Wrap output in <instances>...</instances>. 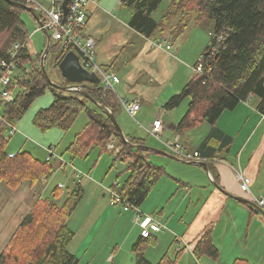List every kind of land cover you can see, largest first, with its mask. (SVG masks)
I'll return each mask as SVG.
<instances>
[{
    "label": "trees",
    "instance_id": "1",
    "mask_svg": "<svg viewBox=\"0 0 264 264\" xmlns=\"http://www.w3.org/2000/svg\"><path fill=\"white\" fill-rule=\"evenodd\" d=\"M12 1L28 6L25 0ZM161 1L120 0L119 4L121 8L131 10L129 28L147 39L157 34H169L171 39L178 40L191 24L213 23L209 32L210 43L201 54L205 73L193 75L162 107L167 112L173 111L189 99L185 114L177 125L170 128L180 134L199 123H207L210 130L197 153L206 161L212 160L215 159L214 141L220 142L219 148L231 143V138L215 126L223 112L234 110L239 103L254 96L258 98L256 111L264 116V0H171L160 21H155L152 14ZM23 12L28 13L6 0H0V62L9 59L15 44H24L29 39L25 23L20 18ZM49 48L48 53L59 54L55 69L60 75L57 62L69 49L65 50L60 43H51ZM213 48L216 52L210 56ZM40 55L33 58L27 48L20 53L21 64L17 71L21 70L22 75L14 76L8 87L14 92L13 100L6 102L0 99V182L15 189L24 181L35 184L53 177L55 171L51 160L41 161L26 151H19L10 158L6 151L10 127H16L31 105L49 91L53 102L33 115V126L40 132L57 128L65 133L79 114L85 112L87 123L66 152L73 158H86L95 148L107 151L106 146L112 140L119 152L116 155L110 153L113 157L111 166L118 161L123 163L126 178L121 183L115 180L110 190L120 197L123 204L139 211L165 170L150 161V151L131 147L145 146L143 139L124 135L126 143L114 128L107 112L116 118L124 110L115 91L90 83L81 85L84 92L59 90L51 86L43 75ZM25 65L30 67L28 74L23 71ZM55 84L65 88L72 85L64 79L62 83ZM73 179L75 185L72 190H67L62 203H58L62 189L58 187L50 197L39 196L36 199L0 253V264H78V258L69 251L74 232L68 221L82 200L84 190L79 182L81 178ZM153 233L148 237L140 235L133 244L134 264H153L143 255V250L156 238ZM178 254V251L174 257L165 254L154 264H177ZM193 254L197 260L202 257L217 260L218 251L209 229L201 235ZM232 264L249 263L237 259Z\"/></svg>",
    "mask_w": 264,
    "mask_h": 264
},
{
    "label": "crops",
    "instance_id": "2",
    "mask_svg": "<svg viewBox=\"0 0 264 264\" xmlns=\"http://www.w3.org/2000/svg\"><path fill=\"white\" fill-rule=\"evenodd\" d=\"M119 1L96 0L89 3L83 34L96 42V63L108 70L107 73L118 77L119 84H114L113 90L120 100L139 103L137 114L141 104L149 100L159 101L163 107L192 75L187 76L182 68L174 67L175 56L164 47L152 46L162 35L147 39L129 28L131 14L126 16ZM32 19L35 32L39 24ZM176 52L178 55L184 52L181 43ZM160 54L167 58L160 61ZM28 67H23L25 73L29 72ZM180 70L182 76L179 75ZM18 74L22 75V71H16L14 76ZM165 75L171 76L161 82ZM177 75L180 81L178 79L176 84H172L173 77ZM180 83L181 86H176ZM168 86H171V91L166 94ZM48 94L34 108L27 123L22 119L17 122L13 134L16 137L18 133L19 142L26 140V134L40 139L46 152L52 145L63 141L61 130L53 128L43 134L32 124L33 115L53 102L51 93ZM251 99L239 103L232 111L223 112L216 121L215 126L231 138V143L219 148L220 142L214 141L215 159L205 161L207 170L171 155L161 142L162 151L175 158L151 152L158 156L153 163L165 170L138 208L163 225L161 231L153 233L156 237L154 242L143 250V255L151 263L159 262L165 254L174 257L178 251L177 264H232L237 259L249 264H264V215L252 206L253 199L264 198V119L256 111L258 100L254 102ZM162 111L163 114L167 112ZM179 121L173 119L162 123V139ZM148 129L145 130L147 134ZM209 130L210 126L202 122L183 133H171L173 139L180 137L186 153H193L197 152ZM51 165L54 174H64L65 167H61L57 160L51 161ZM237 172L250 179L249 192L240 189ZM72 176L74 178L73 173ZM82 181L79 182L84 190L83 198L69 218L68 225L75 214L85 209L87 213L84 221L80 220L76 228H70L74 238L69 251L78 258V264H134L132 246L140 238V228L134 221L133 210L125 211L121 205L110 204L108 190L115 181L110 186L104 185L101 191L98 186L84 185ZM45 183L24 181L11 189L5 182H0V253L40 196ZM87 195L91 202L88 209L82 207ZM206 229L210 230L213 245L218 251L217 260L207 257L197 260L193 256L194 246Z\"/></svg>",
    "mask_w": 264,
    "mask_h": 264
},
{
    "label": "rangeland",
    "instance_id": "3",
    "mask_svg": "<svg viewBox=\"0 0 264 264\" xmlns=\"http://www.w3.org/2000/svg\"><path fill=\"white\" fill-rule=\"evenodd\" d=\"M40 4H42L44 7H47L48 4L45 0H36ZM171 0H162L158 8L155 12L152 14V18L155 21H160V17L165 13L167 10ZM124 11L126 16H129L131 14V10L125 9ZM21 20L23 23H25L26 30L29 35L28 39V50L31 53L33 58H36L37 55H40V61L42 59L43 54L46 50V37L43 34L42 31L34 30L36 29V26L34 25V21L32 17L26 13L23 12L20 15ZM38 28V26H37ZM213 23L211 21H204L200 25H194L191 24L186 28V30L183 32L182 36L177 40L171 39L169 34L161 37L166 39L167 44L171 47L169 51L170 54H173L175 56L174 64L172 62L169 64L171 67H168V69H172V65L175 67H180L183 69L184 73L187 76H193L192 67L197 62V59H199L200 55L203 53L204 49L208 46L210 43V37L209 32L212 31ZM156 39V37L154 38ZM159 39V40H160ZM181 43V46L184 47V52H182V55H178L176 52V49L178 45ZM58 53H53L47 51V53L44 56V68L45 71L50 78V80L53 83H56V81L60 84L63 82V79L61 78V75H59L58 71L55 69L56 60L58 58ZM167 58L166 56H162L160 54L159 60ZM172 64V65H171ZM142 65V63H141ZM28 71L30 72V67H28ZM129 69V68H128ZM27 72L26 74H28ZM179 75H181V70L179 71ZM169 76H166V78L162 79L161 82H164L165 80H168ZM190 78V77H189ZM179 79V76L173 77L172 84H176ZM181 79V78H180ZM179 79V81H180ZM171 84V85H172ZM170 85V84H169ZM181 86V83L176 85ZM184 86V85H183ZM182 88V87H180ZM180 88L177 89V93L180 92ZM171 86H168L167 92L171 91ZM16 93V91H15ZM49 91H46L45 94L38 98L28 109L26 114L21 118L23 120V123H27L29 120V115L32 114L34 108L37 106V104L42 101V99H45L47 95H49ZM14 96V92L12 93ZM176 94V93H175ZM252 101H257L258 98L252 97ZM189 99L184 100L176 109L173 111L166 112V114H163L162 112V105H160L159 101H153L149 100L141 104V110L140 112L135 116V118H131L124 110H122L116 117L117 124L120 125L121 130L124 135L133 136L136 138H141L145 141V146L147 148H154V149H160L162 150L161 143L157 141L154 137L150 136L146 133V129L149 128L150 124L155 120L156 118H160L162 122H170L173 119L180 120L182 116L185 114L187 106H188ZM45 106V105H44ZM43 106V107H44ZM85 112H81L75 122L73 123L72 127L67 130V132L62 134L63 141L61 143H58V145H52L53 154L55 156V159H60V162L65 164V172L62 174L61 172L55 173L53 177L48 180L45 184H43V188L41 191L40 196L42 197H50L51 193L54 191V189L57 187L58 184H61L63 186L62 189H60L61 195L58 199V203H62V201L65 198L67 190H72L75 181L73 179L72 173L74 172L73 169L76 171H79L83 174H87L81 179L82 182L94 186H98V189L101 191L103 190L104 185L108 184L109 186L115 181L118 180L119 183L122 182L126 178V173L124 172V164L120 161L116 162L113 166V157L110 155L109 151L101 152L97 148L91 150L86 158H73L71 157L67 152V147L70 145L74 137L81 132L86 123H87V116L84 114ZM167 113L169 115H167ZM35 128V127H34ZM36 129V128H35ZM57 129V128H56ZM38 130V129H37ZM39 131V130H38ZM172 130L169 132L167 131L166 134L163 135V141L172 143L173 142V135L171 133ZM40 132V131H39ZM47 132V131H46ZM44 132V133H46ZM43 133V132H41ZM43 133V134H44ZM26 140L22 139L17 141L18 133L16 134V137L8 136L9 141L8 145L6 147V151L10 154L15 155L19 152V148H21V151H26L30 153V155L33 158L39 159L41 161H46L48 154L42 147V142L40 139L25 135ZM24 136V137H25ZM28 136V137H27ZM23 143V146H22ZM42 143V144H41ZM22 146V147H21ZM45 151V152H44ZM151 161L154 162L155 159L158 158L155 154H151ZM51 160V161H53ZM62 170V169H61ZM85 204L82 207H85L88 209L89 205H91L88 200V195L85 198ZM88 201V202H87ZM89 204V205H88ZM120 205V204H116ZM120 207V206H119ZM86 209L84 211L79 212V214H75L74 217L71 219L72 222H69L70 228H76L78 222L84 221Z\"/></svg>",
    "mask_w": 264,
    "mask_h": 264
},
{
    "label": "built area",
    "instance_id": "4",
    "mask_svg": "<svg viewBox=\"0 0 264 264\" xmlns=\"http://www.w3.org/2000/svg\"><path fill=\"white\" fill-rule=\"evenodd\" d=\"M29 7H32L39 16L38 31H42L49 37V46L51 43H60L65 50L73 51L79 57L81 66L91 73H95L100 79V84L104 89H113L114 84H119L118 77L106 73L95 61V47L96 42L83 34V29L86 25L87 12L86 7L89 3H95L96 0H45L48 4L44 7L36 0H25ZM210 36V34H209ZM220 40V38H219ZM28 46V41L24 44H15L9 54V59L0 62V99L3 101H12L13 94L8 89L11 81L14 78L15 72L21 64L20 53L24 51ZM153 47L166 50H170V46L167 44L166 39L162 38L157 42H153ZM216 48H213L209 55H214ZM194 75H203L205 73L204 57L200 55L196 64L192 67ZM71 91H83L81 88L69 87ZM120 104L125 112L134 118L139 111L140 105L137 102H129L120 100ZM264 119V116H262ZM160 118L155 119L150 128L147 130L150 136L154 137L157 141L161 142L165 148L171 153V155L191 163H201L206 160L201 158L197 152L186 153L180 142V137L175 136L172 143H168L162 140L163 124ZM16 131V127L12 126L9 130V135L12 136ZM107 151L116 155L119 149L114 146L112 140L106 146ZM47 161L55 159L52 148L47 150ZM13 154H8V157H13ZM60 166L64 165L58 159ZM61 168V167H60ZM74 178L77 180L85 175L79 171L73 169ZM237 181L239 182L240 189L243 192H249L250 179L243 176L239 172L236 173ZM58 188H63L61 184L57 185ZM110 196V204H122L123 209L135 211V223L140 228V235L142 237H148L151 232H159L163 229L157 220L151 216H146L137 209L131 208L129 205L123 204L120 197L108 190ZM256 207L264 213V198H255L252 201Z\"/></svg>",
    "mask_w": 264,
    "mask_h": 264
},
{
    "label": "water",
    "instance_id": "5",
    "mask_svg": "<svg viewBox=\"0 0 264 264\" xmlns=\"http://www.w3.org/2000/svg\"><path fill=\"white\" fill-rule=\"evenodd\" d=\"M6 1L8 3H10L11 5L21 7L22 10H25L28 13H30L32 15V17L36 20V22L40 23L39 22V16L32 7H29V6L24 5V4L22 5L21 3H18V2L12 1V0H6ZM45 36H46L47 46H46L45 53L43 54L42 59H41V70H42V73L45 76L47 82L51 86H53L59 90L65 91V90H69V87L81 88V85L83 83H90L91 85H99L100 84V79L98 78V76L93 72L91 73L90 71L85 70L81 66L80 62L78 61L79 57L73 51H68L67 53H65L63 56H61V58L57 62V66H58L61 77L64 80H66L67 82L71 83L72 85H69L68 87L65 88V87H62L60 85L53 83L50 80V78L48 77V75L45 71V68H44V63H43L44 56L47 53L48 49H50L49 48V37L47 34H45ZM82 92H84V91H82ZM85 96L88 98L87 95H85ZM107 115H108L110 121L112 122L114 128L120 134V137H122L121 139H123L127 143V140L125 139V136L121 130V127H119L120 125L117 124V121H116V118L114 117V115L110 112H107ZM131 147L144 149L146 151L154 152V153L166 156V157L175 158L173 156H170L168 153H166L162 150H157V149L149 148V147L147 148V146H133V145H131ZM195 164L200 165L205 170H207V166H206L205 162L195 163ZM238 199L242 200L241 198H238ZM242 202H245V203L251 205L250 203H248L245 200H242ZM252 206L257 208L256 205H252ZM259 212L262 213V215H264V213L261 212L260 210H259Z\"/></svg>",
    "mask_w": 264,
    "mask_h": 264
}]
</instances>
